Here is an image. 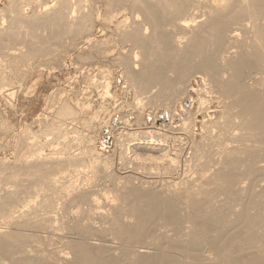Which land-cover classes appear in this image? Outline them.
Here are the masks:
<instances>
[{
    "label": "bare ground",
    "instance_id": "bare-ground-1",
    "mask_svg": "<svg viewBox=\"0 0 264 264\" xmlns=\"http://www.w3.org/2000/svg\"><path fill=\"white\" fill-rule=\"evenodd\" d=\"M84 1L40 7L44 1L37 0L40 10L30 13L13 1L10 29L0 26V45L23 41L17 58L28 60L64 48V37L85 33L91 42L100 21V34L113 32L123 83L134 90L135 124L145 105L163 108L160 126L167 114L168 130L181 131L187 152L178 151L182 163L169 158L166 132L118 131V177L93 145L70 151L65 117L73 120L77 112L69 115L61 103L52 137L60 147L44 153L52 141L21 137L27 129L19 138L23 151L0 165V264H264V0ZM98 49L93 45L89 55ZM187 97L196 109L187 108L188 116L174 125ZM194 113L203 117L198 141L190 135ZM128 146L131 157L124 152ZM140 154L152 160L149 166L140 163ZM132 168L171 177L134 182Z\"/></svg>",
    "mask_w": 264,
    "mask_h": 264
},
{
    "label": "rangeland",
    "instance_id": "rangeland-1",
    "mask_svg": "<svg viewBox=\"0 0 264 264\" xmlns=\"http://www.w3.org/2000/svg\"><path fill=\"white\" fill-rule=\"evenodd\" d=\"M13 1H15L17 3L19 2V0H17V1L16 0H0V10H1V12L3 11L2 12L3 14H0V26L2 27L3 30L6 28V31H8L10 29V28L9 29L7 28L10 25V24H7V22L10 23V20H9L10 18H8V17H10L9 15H11L12 10H14L12 8V6L13 5L16 6V4H17V3L15 4V2H13ZM20 1L21 2H19L17 4V7L19 8L20 6H23V7H21L20 10L27 12V13H30V12H32V10L34 11L36 9L40 10V7L49 6L51 3H52L51 6H53V4H55V0H46V2H45V0H42V1L38 0V2L39 1L40 2L44 1V2H43V5H41L42 3H40V5H39L40 7L38 6L36 8V6L39 4L37 2V0H35L37 2V4L34 0H30V1L25 0L27 3L26 2H24V3H26L27 5L24 4L22 2V0H20ZM86 1H84L85 4L89 2L88 0H86ZM21 3H22V5H21ZM8 4H9V6H8ZM25 5H26V8H25ZM15 6H14V8H15ZM27 7L29 8L28 10H26ZM23 8H25V9H23ZM8 10L9 11L11 10L10 11L11 14H9ZM97 26H98V29L90 32L91 33L90 38L92 39L91 42H89L87 40V38L89 36L87 37V35H85V33L82 34V37L81 36L79 37L80 39L74 38L75 40L69 39V37L68 38L64 37L65 41H63V42H64V44H66V45H64L65 49L63 47H62L63 49L61 47L59 49V47H58V48H56L58 51L55 50V52H51L50 54L46 53V54H41V55L36 56V57L33 56V58L30 57L29 59L30 60L32 59L31 61L29 59L28 60L24 59L25 61L24 60L22 61V60H18V58H17L18 57L17 54L19 52L17 50L20 49L21 51H23L25 49V48L24 49L22 48L25 44L23 41L18 42L19 40H17L16 43H14L15 42L14 41V42H12V44H11V42H8L7 43L8 45L6 47H4L6 45V42H7V41H5L4 46L2 44L0 45L1 48L3 46L2 49L0 48V56H1L0 57V75H1L0 76V87H2V88H0V89H2V90H0V165L3 164V166H6L8 163L14 161L16 155L19 154L18 152L23 151V147L20 145L22 143V139H21V143L19 141L20 140L19 138H21V137H23V138L26 137L27 139H29V141L32 140L31 138H33V140H35V142H37V141L45 142V141L49 140L48 142L50 143L53 140L52 137H53V133H54V126H55L54 124H56V122L54 123V121L57 120L56 118H55L56 120L54 119V116L58 117V115H55V113L57 114L56 110H58L57 109L58 107L59 108L62 107L61 103L65 104V105L67 104V107H69V109L72 110V112L70 111L69 115H72V113L77 112V115H73L74 117L76 116V118L73 120L68 119L69 118L68 115L66 117L63 116L65 118H67L66 119V121L68 122L67 127L72 132V133L70 132L72 135L69 133L68 134L69 137H67V139L69 141L71 140L70 141L71 144H73L70 147L74 146V147L70 148V151L72 149L73 153H77V152L79 153L80 151H83L84 149H86V146L88 144L93 145L95 147V149H97L99 151L100 158L102 156V158H106L109 160V162L112 164V167H113L112 169L114 170V174L118 177L120 175H123L122 171L120 169H118L119 168V165H118L119 154H118V152L121 149L120 145H118L119 144L118 141L120 140L118 138V133L121 131L125 132V130L130 131V132L131 131L139 132V131L146 129V130H157V131H159L160 134L166 132V135H167L170 133L169 134L170 136L168 135V137L165 134H163L166 138H168V139H166L167 141L165 140L166 141L165 145H166V149L168 150L169 158L170 157L174 158V155H175V160L177 159V161H178V159H179V162L182 163L181 161H183V159H184V157L182 156V153L187 152V147H185L186 145L184 144V142H186V140L183 141V138L181 139V136L179 137V134L181 133V131H179L177 129V127L175 128L176 129L175 131L174 130H168L167 123L169 122L168 121L169 117L167 114H165V119H166L165 125L166 126H160L163 124L162 122H164L163 121V111H162L163 108H162V110H160L161 109L160 107H159V109H157V107H154L151 104L145 105L144 106V115L142 116L143 119H141V121L143 123L141 121H139V123H138L139 126L136 125L138 121L136 122V120H134V119H135V116L137 119L136 114H138L139 108H135L136 106L132 105L133 101H134L133 100L134 95H133V97H131L132 96L131 94L134 93V90L132 88L130 89V87L128 88L127 84L125 85L123 83V79H122L123 76L120 73L123 70H122V67L120 65H118L119 64L118 62H120L121 56H120L119 52L117 51V49L115 48L116 45L114 44L115 39L113 37V32H111V30L110 31L108 30L105 34H103V33L100 34V31H99L100 21L97 24ZM19 32H22L21 34H24L25 29L24 30L19 29ZM109 34H110V36H109ZM74 41H75V43H74ZM66 42H68V43H66ZM101 42H105L107 44H105L104 47H99V44ZM17 44L18 45L20 44L21 48H18L16 46ZM69 44H71V45L69 46ZM90 44H92L91 45L92 47H93V45L96 48L98 47L99 53L95 52L94 55L90 56L89 52H90V49L92 48L90 46ZM108 44L109 45L111 44V45L109 46ZM14 45L16 47H14ZM66 47H67V49H66ZM9 48H11V49H9ZM14 48H15V50H14ZM100 48L102 50H100ZM103 48L109 49V52L107 54L102 53L104 50ZM78 49H79V51H78ZM114 49H116V50H114ZM10 50H11V52H7ZM12 50L14 51V53H12ZM88 50H89V52H88ZM15 52H16V54H15ZM3 53L4 54L7 53L8 55H4ZM53 53H54V55H53ZM100 53H102V54H100ZM90 54H92V53H90ZM13 55H17V56H13ZM101 55L103 57H101ZM5 56H6V58H5ZM40 56H42V57H40ZM79 56H81V57H79ZM86 56H87V58L89 56V58H88L89 61L87 60ZM94 56H95V59L93 58ZM7 57L9 60L7 59ZM14 57H16V58H14ZM12 58H14V59H12ZM37 58H39L40 60ZM79 58H80V60H79ZM117 58L119 61L117 60ZM15 59H17V60H15ZM35 59L38 60V62ZM26 60L29 62H27ZM7 61L10 63L12 62L11 63L12 65L11 64L8 65ZM15 62L17 64H15ZM28 63H29V65H28ZM24 65H26V66H24ZM10 66H12V67H10ZM16 68H17V70H16ZM22 68H24V71ZM117 68L118 69L121 68V69L118 71ZM103 69H105V70H103ZM110 69H111V71H110ZM107 71H108V74H107ZM13 72H14V74H13ZM11 73L13 75L12 77H11ZM15 73H17V74H15ZM16 75H18V76H16ZM106 75L107 76L110 75V76H108V78H106ZM21 76H22V78H21ZM11 78H13V79H11ZM20 78H21V80H20ZM8 79H10V80H8ZM106 79L109 80L108 81L109 85H110L109 86V91H110L109 94L105 93V84L107 82ZM4 80L5 81L8 80L7 82L10 81V84L6 83V86H5V83H4V87L1 86V84H3V82H4ZM18 80H20V81L18 82ZM112 80H114V81H112ZM12 83H13V85H12ZM198 83H199V85L201 84L199 81H198ZM8 84H9V86H8ZM17 84H19V85H17ZM101 85H102V87H101ZM117 85H119V86H117ZM194 85L196 86V84H194ZM128 89H130V90H128ZM102 93H104V94H102ZM110 93H111V95H110ZM11 95H12V97H11ZM57 100H58V102H57ZM130 102H131V104H130ZM5 103H6V105H5ZM79 104H81V105H79ZM84 105H86V106H84ZM183 105H184L185 109L180 110L182 113L180 117H179V115L175 116V120L173 121L174 125L178 124V123L180 124L181 117L186 118L183 116H185L187 114V111L185 112V110L187 108L188 109L190 108V110L193 111L194 109H196L195 107L197 104L195 103L194 104L195 106L190 107L189 106L190 100L187 97L185 99ZM129 106H131V107H129ZM83 107H86V108H83ZM96 109H98V110H96ZM101 109H103V110L101 111ZM136 109H137V111H136ZM94 110H95V112H94L95 114L93 116L92 113ZM132 110H134V112ZM158 110H160V111H158ZM97 112H99V113H97ZM153 112H155L156 116H158V118L156 120V124L151 123V121L154 122L153 118H154L155 114L153 115ZM161 112H162V114H161ZM134 113H135V115H134ZM184 113H186V114H184ZM66 114L67 113H65V115ZM84 115H86V117ZM196 115H197V113H194V115H193L195 121H194V119H193V121H191L190 130L193 129L192 130L193 133L190 132L191 133L190 135H193L195 140L198 141V140H201V138H202V137H200L202 135V134H200L202 132L201 131V127H202L201 122L202 121H200V120H202L203 117L201 114H199L197 116ZM87 116L88 117L92 116V118L90 117L88 119ZM127 116H129V117H127ZM186 116H188V115H186ZM193 117H191V118H193ZM86 120L87 121L90 120L89 123ZM127 120L129 121L128 124H130V128L127 126L128 124H123L124 121L127 123ZM83 121H86L85 125L83 124L84 123ZM69 122H70V124H69ZM135 122H136V124H135ZM52 124H53V128L51 127V129H53L52 134H49L46 137V135L44 133H46V131H48L47 134L49 132H51V129H48V128H50L48 126L49 125L52 126ZM86 125H88V126L86 127ZM199 126H201V127H199ZM165 127L167 129H165ZM121 128H122V130H121ZM27 129H29L28 132H27ZM44 129H45V132L42 131ZM46 129H48V130H46ZM73 130H75V132ZM110 130H112V131H110ZM24 131H26L28 134L26 133L27 135L23 136V135H21V132L23 134ZM42 132H44V133H42ZM24 134H25V132H24ZM30 134H31V136H30ZM42 134H43V136H41ZM20 135H21V137H20ZM116 135H117V137H116ZM176 136H178L177 137L178 139L176 138ZM171 138H173V139H171ZM175 138H176V141L177 140L179 141V143H177L178 141L177 142L175 141ZM87 141H89V142H87ZM173 142L175 143V145H173L174 144ZM84 144H86V145L84 146ZM178 144H179V146H178ZM180 144H182V145H180ZM17 145H19V146H17ZM51 145L52 146H50V147L48 146L45 148L46 152L44 151V153H48L50 151H53L54 148H55V150H57V148L60 147V146H58V144L56 142L53 143V141H52ZM20 146L22 147V149L19 148L20 149V151H19L18 147H20ZM172 147H174V148H172ZM183 147L185 149L183 150L182 153H179L180 148H183ZM130 148H132V147L128 146V149H127L128 153H127V151H124L125 155L128 157L132 156V151L129 150ZM174 152H177L178 154H175ZM140 153L144 154L143 152H140ZM142 154H140V156H141L140 160H143V161L145 160V161L144 162L140 161V163L141 164L144 163V167L149 166V163L151 164L152 160H150L149 163H147L148 161L146 162V159L148 160V158L145 157L146 158L145 159ZM176 155H178L177 158H176ZM4 164H6V165H4ZM2 170L4 171L5 169H1L0 171H2ZM134 170H136V171H134ZM140 170H142V169H138V171L136 168L131 169L130 173H131V175H134V176H131L132 178L134 177V179H132L134 182H140V183L142 182L143 183L146 180H149V179L152 180L153 179L152 177L165 178V179L171 177L168 173L166 174L163 172H161V175L158 174L160 177L157 175H154V174H153L154 176H152V175H150L151 173H148L146 169H143V170H145L144 172L146 174L147 173L149 174V175L148 174L146 175L144 172H143L144 174L142 172H140ZM183 170H184V166L182 165L179 177H182L183 172H184ZM163 174H166V175H163ZM168 175H169V177H168ZM0 176H1V173H0ZM136 178H138V179L136 180ZM140 178L142 180H140Z\"/></svg>",
    "mask_w": 264,
    "mask_h": 264
}]
</instances>
